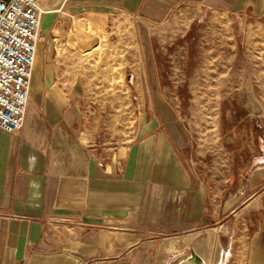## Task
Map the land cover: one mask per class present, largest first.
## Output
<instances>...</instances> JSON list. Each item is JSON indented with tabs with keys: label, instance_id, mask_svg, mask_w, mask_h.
I'll list each match as a JSON object with an SVG mask.
<instances>
[{
	"label": "crops",
	"instance_id": "crops-1",
	"mask_svg": "<svg viewBox=\"0 0 264 264\" xmlns=\"http://www.w3.org/2000/svg\"><path fill=\"white\" fill-rule=\"evenodd\" d=\"M60 1L118 8L152 38V26L185 14L243 12L258 0ZM45 47L24 128L0 129V264H264V130H250V154L228 160L221 178L189 154V128L163 94L114 137L66 88Z\"/></svg>",
	"mask_w": 264,
	"mask_h": 264
},
{
	"label": "rangeland",
	"instance_id": "rangeland-1",
	"mask_svg": "<svg viewBox=\"0 0 264 264\" xmlns=\"http://www.w3.org/2000/svg\"><path fill=\"white\" fill-rule=\"evenodd\" d=\"M67 5L41 1L51 11L41 31L64 28L47 36L49 51L40 53L59 66L68 90L98 110L109 134L126 136L137 108L160 105L163 94L189 128V154L206 158L210 171L220 170L222 178L228 160L238 165L250 154V130L257 137L264 130V0L243 12L185 14L152 26V38L118 8ZM139 37L149 50L140 48Z\"/></svg>",
	"mask_w": 264,
	"mask_h": 264
},
{
	"label": "built area",
	"instance_id": "built-area-1",
	"mask_svg": "<svg viewBox=\"0 0 264 264\" xmlns=\"http://www.w3.org/2000/svg\"><path fill=\"white\" fill-rule=\"evenodd\" d=\"M42 0H0V129L20 132L26 122L41 43Z\"/></svg>",
	"mask_w": 264,
	"mask_h": 264
},
{
	"label": "bare ground",
	"instance_id": "bare-ground-1",
	"mask_svg": "<svg viewBox=\"0 0 264 264\" xmlns=\"http://www.w3.org/2000/svg\"><path fill=\"white\" fill-rule=\"evenodd\" d=\"M42 13H43V9H42V12H41V23H42Z\"/></svg>",
	"mask_w": 264,
	"mask_h": 264
}]
</instances>
